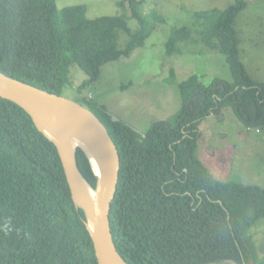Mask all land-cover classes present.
<instances>
[{
    "label": "trees",
    "instance_id": "trees-1",
    "mask_svg": "<svg viewBox=\"0 0 264 264\" xmlns=\"http://www.w3.org/2000/svg\"><path fill=\"white\" fill-rule=\"evenodd\" d=\"M144 0H122L123 14L91 20L86 6L60 9L57 0H0V72L64 96L71 67L96 83L102 68L143 48L154 31ZM248 0L227 10L195 13L200 42L219 51L233 82L180 83L182 110L143 134L82 98L106 125L122 168L111 211L117 249L128 264H264L251 231L264 219V188L218 179L201 160L202 122L231 109L247 129L264 132V83L249 75L235 28ZM128 9L139 28L129 29ZM129 34L119 50L118 34ZM194 42L186 26L173 30L168 56ZM171 69L170 81L176 80ZM78 164L88 182L97 179L85 153ZM86 216L75 205L56 146L17 104L0 98V264H98ZM253 245V246H252Z\"/></svg>",
    "mask_w": 264,
    "mask_h": 264
},
{
    "label": "rangeland",
    "instance_id": "rangeland-1",
    "mask_svg": "<svg viewBox=\"0 0 264 264\" xmlns=\"http://www.w3.org/2000/svg\"><path fill=\"white\" fill-rule=\"evenodd\" d=\"M122 0H57L58 7L86 6L87 16L94 20L123 14ZM142 14L151 17L154 31L143 48L129 57L106 64L96 83L77 65L71 67L64 97L78 101L81 96L104 112L112 113L135 130L146 134L155 123L169 122L182 110L179 84L195 74L209 85L213 80L233 82L226 58L200 42L195 13L214 9L227 10L235 0H144ZM132 33L139 28L128 9ZM190 27L194 42L182 44V53L168 56L167 44L175 29ZM235 28L241 40L240 53L247 72L257 83H264V0H248V8L237 18ZM130 36L118 34L117 46L124 50ZM171 69L176 80L170 81ZM103 109V110H102ZM203 133L199 156L223 181L264 188V132L247 129L231 109L223 116H210L200 126ZM253 247L264 257V219L251 231Z\"/></svg>",
    "mask_w": 264,
    "mask_h": 264
},
{
    "label": "water",
    "instance_id": "water-1",
    "mask_svg": "<svg viewBox=\"0 0 264 264\" xmlns=\"http://www.w3.org/2000/svg\"><path fill=\"white\" fill-rule=\"evenodd\" d=\"M0 98L23 108L38 130L56 146L73 201L85 213L84 222L93 241L98 264H128L117 249L112 232L110 216L118 191L122 162L118 147L106 125L97 114L80 102L49 93L2 72ZM108 114L114 122L123 121L112 113ZM143 136L146 137V134ZM70 137L78 139L82 146L73 149ZM79 149L90 162L97 179L96 188L88 182L79 168ZM91 194L96 196L95 210L90 207ZM225 264L236 263L227 261Z\"/></svg>",
    "mask_w": 264,
    "mask_h": 264
},
{
    "label": "bare ground",
    "instance_id": "bare-ground-1",
    "mask_svg": "<svg viewBox=\"0 0 264 264\" xmlns=\"http://www.w3.org/2000/svg\"><path fill=\"white\" fill-rule=\"evenodd\" d=\"M70 145H72V148L75 149V148L81 147L82 143L78 139H73L72 137H70ZM89 203H90L91 209L95 210V208H96V196H95V194H91Z\"/></svg>",
    "mask_w": 264,
    "mask_h": 264
},
{
    "label": "crops",
    "instance_id": "crops-1",
    "mask_svg": "<svg viewBox=\"0 0 264 264\" xmlns=\"http://www.w3.org/2000/svg\"><path fill=\"white\" fill-rule=\"evenodd\" d=\"M214 175H215V173H214ZM216 176V175H215ZM217 177V176H216ZM218 178V177H217ZM219 179V178H218ZM221 180V179H220Z\"/></svg>",
    "mask_w": 264,
    "mask_h": 264
},
{
    "label": "flooded vegetation",
    "instance_id": "flooded-vegetation-1",
    "mask_svg": "<svg viewBox=\"0 0 264 264\" xmlns=\"http://www.w3.org/2000/svg\"><path fill=\"white\" fill-rule=\"evenodd\" d=\"M154 125H155V124H154ZM154 125H153V126H154Z\"/></svg>",
    "mask_w": 264,
    "mask_h": 264
}]
</instances>
